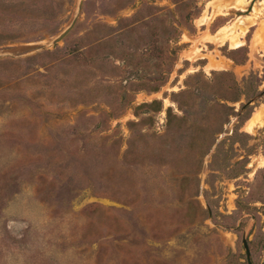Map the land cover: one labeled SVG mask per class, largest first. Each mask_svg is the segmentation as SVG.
<instances>
[{
  "label": "rangeland",
  "instance_id": "374dc122",
  "mask_svg": "<svg viewBox=\"0 0 264 264\" xmlns=\"http://www.w3.org/2000/svg\"><path fill=\"white\" fill-rule=\"evenodd\" d=\"M233 1L83 0L41 50L80 0H0V264H264V4Z\"/></svg>",
  "mask_w": 264,
  "mask_h": 264
},
{
  "label": "bare ground",
  "instance_id": "6f19581e",
  "mask_svg": "<svg viewBox=\"0 0 264 264\" xmlns=\"http://www.w3.org/2000/svg\"><path fill=\"white\" fill-rule=\"evenodd\" d=\"M249 0H234L231 5L230 8H235V9H244L247 4H248ZM262 4H264V0L262 1ZM210 6V5H209ZM228 7L224 6V7H220L219 8V14H223L225 15V10ZM211 18V14L210 12L207 13L203 19V21H206L208 19ZM214 18V17H213ZM257 17L253 18V21L251 22V25L255 24V19ZM202 20V19H201ZM244 22L240 20V24H243ZM202 25H204V23H202ZM246 32H242L241 34H236L235 31H233V27H223L222 29L219 30L217 35H211L210 37V41L212 40L213 42H222L223 44H227L230 43L231 48L232 49H239L243 46V43L240 38L244 36ZM259 37V36H257ZM262 38V37H261ZM264 41V37L261 39ZM264 43V42H263ZM217 62V61H216ZM218 64V63H217ZM250 128H252L254 126V122L252 121L251 124H249ZM260 165L264 166V159L260 162Z\"/></svg>",
  "mask_w": 264,
  "mask_h": 264
},
{
  "label": "water",
  "instance_id": "95a60500",
  "mask_svg": "<svg viewBox=\"0 0 264 264\" xmlns=\"http://www.w3.org/2000/svg\"><path fill=\"white\" fill-rule=\"evenodd\" d=\"M82 6H83V0H80L79 2V6H78V11L77 14L75 16V18L73 19V21L69 24V26H67V28L65 30H63L59 35H57L56 37H54L48 44L46 47L42 48L41 50H45L51 47H55L57 44H59L60 42H62L68 35L69 33L74 29L77 20L79 18L80 12L82 10ZM4 55L0 54V58H3ZM244 249H245V253H246V260H247V264H253L252 258H251V251H250V247L248 244V241L246 239V237H243L242 240Z\"/></svg>",
  "mask_w": 264,
  "mask_h": 264
}]
</instances>
